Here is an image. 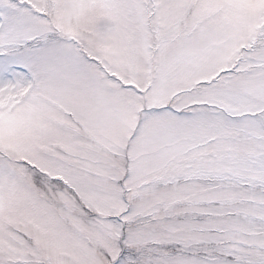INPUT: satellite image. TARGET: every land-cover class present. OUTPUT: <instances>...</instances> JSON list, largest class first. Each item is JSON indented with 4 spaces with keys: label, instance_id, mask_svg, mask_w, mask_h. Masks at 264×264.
<instances>
[{
    "label": "snow or ice",
    "instance_id": "6c2138e0",
    "mask_svg": "<svg viewBox=\"0 0 264 264\" xmlns=\"http://www.w3.org/2000/svg\"><path fill=\"white\" fill-rule=\"evenodd\" d=\"M0 264H264V0H0Z\"/></svg>",
    "mask_w": 264,
    "mask_h": 264
}]
</instances>
